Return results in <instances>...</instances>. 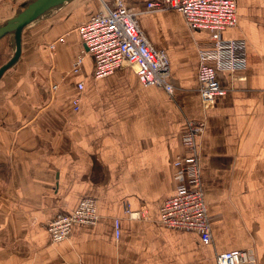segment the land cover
Masks as SVG:
<instances>
[{"label":"crops","instance_id":"0c3cea01","mask_svg":"<svg viewBox=\"0 0 264 264\" xmlns=\"http://www.w3.org/2000/svg\"><path fill=\"white\" fill-rule=\"evenodd\" d=\"M28 1L0 0V26ZM108 1H65L29 22L20 56L0 77V264H214L215 253L230 249L264 264V0H235L237 22L221 34L244 41L246 64L241 73L218 74L228 93L208 111L196 71L210 31L189 30L173 10L137 18L169 60L171 95L142 86L131 67L93 77L76 27ZM145 1L124 0L140 11ZM188 120L204 121L200 181L212 244L159 223L176 188L172 166ZM85 197L94 199L97 221L73 223L64 241L50 242V219Z\"/></svg>","mask_w":264,"mask_h":264},{"label":"built area","instance_id":"2783aa9c","mask_svg":"<svg viewBox=\"0 0 264 264\" xmlns=\"http://www.w3.org/2000/svg\"><path fill=\"white\" fill-rule=\"evenodd\" d=\"M142 11L126 5L124 0H109L102 2L99 11L86 18L85 22L76 27L80 36L83 54H91L95 63L93 77L102 79L116 71L127 67L132 69L139 83L155 85L164 89L170 95L173 87L169 83V60L165 51L155 49L144 33L139 29L138 16L142 13L161 10H173L181 15L189 30L205 29L210 31L208 47H199L197 59L198 96L203 111L214 108L216 100L228 93L220 86L218 74L241 73L246 61L243 40L224 39L223 29L233 27L237 22L235 0H146ZM62 40V39H60ZM53 46L49 44V48ZM83 54L77 55L72 62L70 73H76L81 68ZM80 90L82 83L75 84ZM54 88V85L52 86ZM76 96L71 99L75 112ZM180 137L184 151L174 157L172 168L175 170L176 188L166 197L159 209L160 226L162 228L194 231L201 242L212 244L211 220L206 213V202L203 200L201 186L200 158L198 138L204 132V121L188 120L183 124ZM77 208L68 214H57L46 225L50 242L64 241L75 224L93 225L97 221L96 204L88 197L78 201ZM124 212L132 218L139 217L128 208ZM118 219L114 220L116 236H119ZM214 264H254L255 255L244 249H235L215 253Z\"/></svg>","mask_w":264,"mask_h":264},{"label":"water","instance_id":"95a60500","mask_svg":"<svg viewBox=\"0 0 264 264\" xmlns=\"http://www.w3.org/2000/svg\"><path fill=\"white\" fill-rule=\"evenodd\" d=\"M65 1L70 0H30L27 3L24 2L21 5V10L15 16L2 23L0 26V39L5 34L11 33L14 38V50L13 55L1 65L0 77L20 56L21 30L38 16L43 15L53 7L56 8Z\"/></svg>","mask_w":264,"mask_h":264},{"label":"trees","instance_id":"16d2710c","mask_svg":"<svg viewBox=\"0 0 264 264\" xmlns=\"http://www.w3.org/2000/svg\"><path fill=\"white\" fill-rule=\"evenodd\" d=\"M9 37V34H5L4 36H2V39H0V66L3 64L4 61L10 58L11 55Z\"/></svg>","mask_w":264,"mask_h":264},{"label":"rangeland","instance_id":"374dc122","mask_svg":"<svg viewBox=\"0 0 264 264\" xmlns=\"http://www.w3.org/2000/svg\"><path fill=\"white\" fill-rule=\"evenodd\" d=\"M144 6H145V5H144ZM131 7H132V6H131ZM132 8H135V7H132ZM135 9L137 10L138 8H135ZM139 11H140V10H139ZM11 56H12V55H10V57H11ZM4 62H5V61H4ZM4 62H3V63H4ZM0 67H1V66H0Z\"/></svg>","mask_w":264,"mask_h":264}]
</instances>
